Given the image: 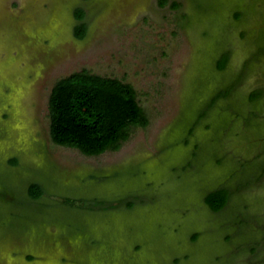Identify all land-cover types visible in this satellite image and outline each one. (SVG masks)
I'll return each instance as SVG.
<instances>
[{
    "label": "rangeland",
    "instance_id": "obj_1",
    "mask_svg": "<svg viewBox=\"0 0 264 264\" xmlns=\"http://www.w3.org/2000/svg\"><path fill=\"white\" fill-rule=\"evenodd\" d=\"M171 1L0 0V264H264V0ZM81 68L148 116L116 150L51 139V87Z\"/></svg>",
    "mask_w": 264,
    "mask_h": 264
},
{
    "label": "trees",
    "instance_id": "obj_2",
    "mask_svg": "<svg viewBox=\"0 0 264 264\" xmlns=\"http://www.w3.org/2000/svg\"><path fill=\"white\" fill-rule=\"evenodd\" d=\"M158 1L163 5L168 0ZM170 5L176 7L178 2L173 0ZM84 15L83 8L75 10L79 22L74 27V33L81 38L88 26L82 20ZM228 54L225 51L219 58L221 65L224 66ZM230 90L231 86L219 89L211 103ZM261 92L260 88L254 90L251 98L259 97ZM207 110H202L201 116ZM48 111L51 139L57 144L78 148L88 155L120 148L129 137L132 126H145L149 121L132 83L116 76L90 72L87 68L59 77L53 83L48 97ZM44 191L39 182H32L28 187V194L33 199L41 197ZM230 192L224 185L218 186L208 191L204 199L212 210L218 211L227 204ZM66 200L69 202L70 199Z\"/></svg>",
    "mask_w": 264,
    "mask_h": 264
}]
</instances>
